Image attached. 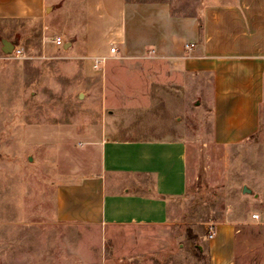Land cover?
<instances>
[{
	"label": "rangeland",
	"instance_id": "1",
	"mask_svg": "<svg viewBox=\"0 0 264 264\" xmlns=\"http://www.w3.org/2000/svg\"><path fill=\"white\" fill-rule=\"evenodd\" d=\"M150 1L195 15L208 0ZM86 15L78 12L69 28L86 31L87 22H97L98 13L89 21ZM65 21L60 12L0 18V264H211V224L244 216L249 202L241 186L259 184L264 105L255 136L240 145L216 144L209 77L173 81L154 60L121 57L108 38L102 47L118 52L95 68L94 59L70 50ZM56 36L67 47L55 44ZM4 40L15 44L11 53ZM105 131L190 143L191 182L174 224L114 231L57 218L58 184L80 167L91 171L87 144ZM241 236L236 264H263L261 228L246 227Z\"/></svg>",
	"mask_w": 264,
	"mask_h": 264
},
{
	"label": "crops",
	"instance_id": "2",
	"mask_svg": "<svg viewBox=\"0 0 264 264\" xmlns=\"http://www.w3.org/2000/svg\"><path fill=\"white\" fill-rule=\"evenodd\" d=\"M80 11L88 21L99 15L97 22H87L86 31L69 28ZM56 12L66 15L62 29L71 36L70 50L86 57H112L111 49L102 47L108 38L121 57L154 60L173 81L185 75L209 77L216 144L240 145L260 131L264 0H208L195 15L173 14L168 3L150 0H0V18H44ZM92 142L87 144L94 160L91 171L80 167L57 186V218L114 231L174 224L191 182L190 143L112 137L107 131ZM256 174L257 186H241L247 213L211 224V264H236L237 243L246 227L261 228L264 264V153ZM244 185L253 193H243ZM150 245L146 250L153 251Z\"/></svg>",
	"mask_w": 264,
	"mask_h": 264
},
{
	"label": "built area",
	"instance_id": "3",
	"mask_svg": "<svg viewBox=\"0 0 264 264\" xmlns=\"http://www.w3.org/2000/svg\"><path fill=\"white\" fill-rule=\"evenodd\" d=\"M54 42H55V44H57L59 46H62L65 43V39L62 36H56L55 39H54ZM117 52H118L117 47L113 46L111 48V53L112 54H116ZM14 53L18 57H20L23 54V52H22V50L20 48H16L15 51H14ZM106 60H107V57L106 56H97V57H95V59H94V62H95L94 63V66H95V68L102 67L105 64ZM254 217H258V214H255ZM214 234H215V230H214V227L211 225L210 226L209 237L210 238L213 237Z\"/></svg>",
	"mask_w": 264,
	"mask_h": 264
},
{
	"label": "water",
	"instance_id": "4",
	"mask_svg": "<svg viewBox=\"0 0 264 264\" xmlns=\"http://www.w3.org/2000/svg\"><path fill=\"white\" fill-rule=\"evenodd\" d=\"M4 45L6 46V47H4V51L6 53H11L12 50H13V48H14V46H15L14 43H11V42H9L7 40H4ZM243 193L252 194L253 193V190L248 185H244V187H243Z\"/></svg>",
	"mask_w": 264,
	"mask_h": 264
}]
</instances>
